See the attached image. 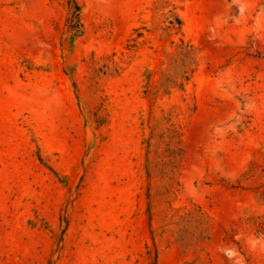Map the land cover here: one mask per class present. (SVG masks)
<instances>
[{
	"label": "rangeland",
	"instance_id": "obj_1",
	"mask_svg": "<svg viewBox=\"0 0 264 264\" xmlns=\"http://www.w3.org/2000/svg\"><path fill=\"white\" fill-rule=\"evenodd\" d=\"M0 264H264V0H0Z\"/></svg>",
	"mask_w": 264,
	"mask_h": 264
},
{
	"label": "trees",
	"instance_id": "obj_2",
	"mask_svg": "<svg viewBox=\"0 0 264 264\" xmlns=\"http://www.w3.org/2000/svg\"><path fill=\"white\" fill-rule=\"evenodd\" d=\"M66 28L69 32H78L81 28L80 10L74 2L68 3V16L66 18Z\"/></svg>",
	"mask_w": 264,
	"mask_h": 264
}]
</instances>
